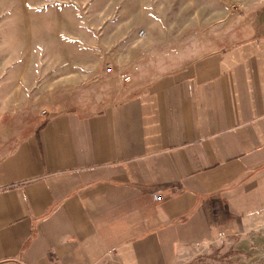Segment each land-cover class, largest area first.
I'll list each match as a JSON object with an SVG mask.
<instances>
[{"label": "crops", "instance_id": "0c3cea01", "mask_svg": "<svg viewBox=\"0 0 264 264\" xmlns=\"http://www.w3.org/2000/svg\"><path fill=\"white\" fill-rule=\"evenodd\" d=\"M1 129L0 264L246 250L264 237V4L226 43L114 101Z\"/></svg>", "mask_w": 264, "mask_h": 264}, {"label": "rangeland", "instance_id": "374dc122", "mask_svg": "<svg viewBox=\"0 0 264 264\" xmlns=\"http://www.w3.org/2000/svg\"><path fill=\"white\" fill-rule=\"evenodd\" d=\"M263 4L0 0V133L4 123L114 101L132 82L145 85L226 43ZM125 75L131 80L124 81ZM20 132L10 131L15 137ZM184 264H264V237L246 250L224 245L202 250Z\"/></svg>", "mask_w": 264, "mask_h": 264}, {"label": "built area", "instance_id": "2783aa9c", "mask_svg": "<svg viewBox=\"0 0 264 264\" xmlns=\"http://www.w3.org/2000/svg\"><path fill=\"white\" fill-rule=\"evenodd\" d=\"M141 34H143V33L141 32ZM108 70H109V71H112V70H113V66L111 65V66L108 68ZM123 79H124V81H130V80H131V76H130V75H125V76L123 77Z\"/></svg>", "mask_w": 264, "mask_h": 264}]
</instances>
